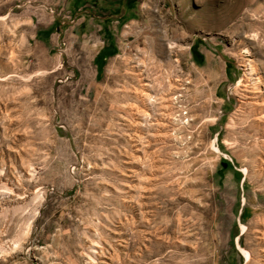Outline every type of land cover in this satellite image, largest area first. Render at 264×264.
Instances as JSON below:
<instances>
[{"label":"rangeland","instance_id":"rangeland-1","mask_svg":"<svg viewBox=\"0 0 264 264\" xmlns=\"http://www.w3.org/2000/svg\"><path fill=\"white\" fill-rule=\"evenodd\" d=\"M0 264H264V0H0Z\"/></svg>","mask_w":264,"mask_h":264},{"label":"bare ground","instance_id":"bare-ground-1","mask_svg":"<svg viewBox=\"0 0 264 264\" xmlns=\"http://www.w3.org/2000/svg\"><path fill=\"white\" fill-rule=\"evenodd\" d=\"M163 50H164V52L166 51L165 48L163 47V44H162L161 45V52H163ZM170 59H171L170 57L167 58V62H168L169 65L171 63ZM215 141H216V139L213 142H215ZM213 146L215 147V149L217 151H220V149H219V147L217 145L213 144ZM240 248L242 249V252L245 254V256L250 258V255H251L250 252L248 250H246V249H243L241 246H240Z\"/></svg>","mask_w":264,"mask_h":264}]
</instances>
